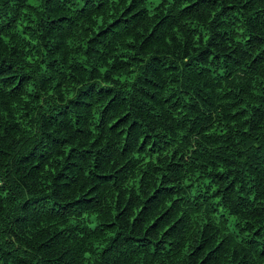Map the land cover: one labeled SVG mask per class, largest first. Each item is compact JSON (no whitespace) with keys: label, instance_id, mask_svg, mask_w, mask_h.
Returning <instances> with one entry per match:
<instances>
[{"label":"trees","instance_id":"obj_1","mask_svg":"<svg viewBox=\"0 0 264 264\" xmlns=\"http://www.w3.org/2000/svg\"><path fill=\"white\" fill-rule=\"evenodd\" d=\"M0 264H264V0H0Z\"/></svg>","mask_w":264,"mask_h":264},{"label":"clouds","instance_id":"obj_2","mask_svg":"<svg viewBox=\"0 0 264 264\" xmlns=\"http://www.w3.org/2000/svg\"><path fill=\"white\" fill-rule=\"evenodd\" d=\"M31 90H32V89L30 88L29 91H31ZM137 183H138V182H137ZM94 226H95V225H93V227H94Z\"/></svg>","mask_w":264,"mask_h":264}]
</instances>
